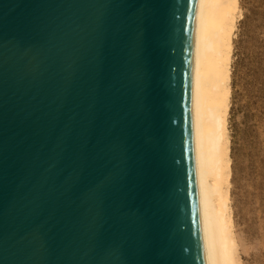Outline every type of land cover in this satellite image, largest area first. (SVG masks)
<instances>
[{
    "label": "water",
    "instance_id": "95a60500",
    "mask_svg": "<svg viewBox=\"0 0 264 264\" xmlns=\"http://www.w3.org/2000/svg\"><path fill=\"white\" fill-rule=\"evenodd\" d=\"M199 0H0V264H210Z\"/></svg>",
    "mask_w": 264,
    "mask_h": 264
},
{
    "label": "bare ground",
    "instance_id": "6f19581e",
    "mask_svg": "<svg viewBox=\"0 0 264 264\" xmlns=\"http://www.w3.org/2000/svg\"><path fill=\"white\" fill-rule=\"evenodd\" d=\"M240 0H199L194 43L195 129L210 264H241L230 201L228 118Z\"/></svg>",
    "mask_w": 264,
    "mask_h": 264
},
{
    "label": "rangeland",
    "instance_id": "374dc122",
    "mask_svg": "<svg viewBox=\"0 0 264 264\" xmlns=\"http://www.w3.org/2000/svg\"><path fill=\"white\" fill-rule=\"evenodd\" d=\"M228 118L230 201L241 264H264V0H240Z\"/></svg>",
    "mask_w": 264,
    "mask_h": 264
}]
</instances>
